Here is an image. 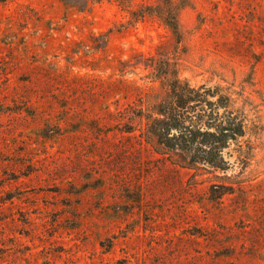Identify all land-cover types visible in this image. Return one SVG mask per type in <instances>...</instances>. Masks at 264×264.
<instances>
[{
  "label": "rangeland",
  "instance_id": "374dc122",
  "mask_svg": "<svg viewBox=\"0 0 264 264\" xmlns=\"http://www.w3.org/2000/svg\"><path fill=\"white\" fill-rule=\"evenodd\" d=\"M171 1L0 0V264H264V0ZM158 62L231 99L225 171L125 132Z\"/></svg>",
  "mask_w": 264,
  "mask_h": 264
},
{
  "label": "trees",
  "instance_id": "16d2710c",
  "mask_svg": "<svg viewBox=\"0 0 264 264\" xmlns=\"http://www.w3.org/2000/svg\"><path fill=\"white\" fill-rule=\"evenodd\" d=\"M157 1V7L139 10L137 19L145 13L156 16L178 41V9L171 0ZM167 71L164 64L154 63L150 80L169 79L165 97L146 111H127L122 118L125 132L133 133L137 123L140 142L166 155H183L189 165L225 171L229 164L224 151L244 135L243 120L231 109V99L218 87L190 86Z\"/></svg>",
  "mask_w": 264,
  "mask_h": 264
}]
</instances>
